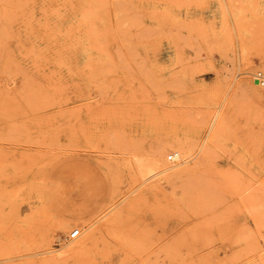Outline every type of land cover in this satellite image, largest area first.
<instances>
[{"label":"rangeland","instance_id":"374dc122","mask_svg":"<svg viewBox=\"0 0 264 264\" xmlns=\"http://www.w3.org/2000/svg\"><path fill=\"white\" fill-rule=\"evenodd\" d=\"M259 62L264 0H0V264H264Z\"/></svg>","mask_w":264,"mask_h":264},{"label":"built area","instance_id":"2783aa9c","mask_svg":"<svg viewBox=\"0 0 264 264\" xmlns=\"http://www.w3.org/2000/svg\"><path fill=\"white\" fill-rule=\"evenodd\" d=\"M251 77L256 85L264 94V66H256L251 73ZM79 236V229H75L69 233V239H76Z\"/></svg>","mask_w":264,"mask_h":264},{"label":"bare ground","instance_id":"6f19581e","mask_svg":"<svg viewBox=\"0 0 264 264\" xmlns=\"http://www.w3.org/2000/svg\"><path fill=\"white\" fill-rule=\"evenodd\" d=\"M262 60V59H261ZM260 60V61H261ZM260 63V66H262L263 64H262V62H259ZM264 66V65H263ZM253 83L256 85V83L253 81ZM247 85L248 86H251V87H254L253 85H251L249 82L247 83ZM258 86L256 85L254 88H255V93H256V95H260V92H262L261 90L259 91V89L257 88ZM263 93V92H262ZM219 117V116H218ZM220 120V119H219ZM217 122H219L218 121V118L217 119H215L213 122H212V128L213 129H215L216 130V128H214L215 126H216V123ZM218 125V124H217ZM214 130V131H215ZM184 163V162H183ZM174 168V167H173ZM172 169V168H171ZM155 174V173H154ZM150 175V177H153V176H155V175ZM172 189V188H171ZM83 246V245H82ZM81 249V246L79 245V244H74V245H71V246H69L68 248H67V251H77V250H80Z\"/></svg>","mask_w":264,"mask_h":264}]
</instances>
